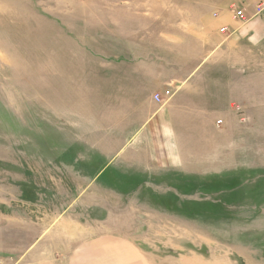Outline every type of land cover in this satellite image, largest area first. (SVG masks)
<instances>
[{
	"label": "rangeland",
	"instance_id": "374dc122",
	"mask_svg": "<svg viewBox=\"0 0 264 264\" xmlns=\"http://www.w3.org/2000/svg\"><path fill=\"white\" fill-rule=\"evenodd\" d=\"M263 3L0 0V264L97 236L150 264H264ZM193 70L225 122L147 168L142 106Z\"/></svg>",
	"mask_w": 264,
	"mask_h": 264
},
{
	"label": "crops",
	"instance_id": "0c3cea01",
	"mask_svg": "<svg viewBox=\"0 0 264 264\" xmlns=\"http://www.w3.org/2000/svg\"><path fill=\"white\" fill-rule=\"evenodd\" d=\"M258 21L259 20H257L256 23ZM260 21L264 24L263 19H260ZM248 25L245 27L243 26L244 29L241 31L239 27L234 36L243 37L246 32L248 36L249 31L253 29L255 23L250 29ZM252 39V43H257L258 40L251 34L250 40ZM199 80L197 70L191 71L187 77L181 81L175 79L170 80V84L173 85L174 88L172 87L173 89L170 90L171 95L169 98L165 97L164 99V91L168 90L164 89L161 92L153 93V95L155 93L160 94L164 99L163 102H155L152 95V99L142 106V110L146 111L145 114L148 119H146L142 125L141 131L145 128L143 131L148 134V137L150 136L149 140L151 145L148 147L149 160L144 164L147 168L166 167L176 170L182 168L180 165L183 163V158H185L184 152L183 150H179L174 144L169 146V139L174 135L173 139H180L182 136L183 139L185 137V144H188L191 141L187 138L188 133L186 132V128H189L190 122L191 125L197 126L194 128L201 130H204L201 128L202 125H204L205 128L207 127V123L209 128L213 129L214 126L220 127L225 122L223 118L207 119V117L204 116L207 111H209V113L212 112V110L208 109H213V107L207 104L199 105L200 101L206 103L205 97L208 96L207 92L201 95L202 91L199 87ZM174 81H177L178 84L173 83ZM221 82L223 83L224 81L220 80V83ZM232 82V79L225 80L226 85H231ZM165 83H169V81ZM132 101H134V99ZM195 101L199 102L196 103ZM200 110L204 112L203 115L200 113ZM234 112H237V110L234 109ZM223 117L227 119V117ZM235 117L236 116H232L229 119ZM218 119L222 120V124L217 126L215 121ZM191 143L193 145L190 147L191 150L199 148L194 145L193 142ZM187 148H189V146H187ZM146 258L143 251L127 240L97 236L80 243L67 252L60 250L57 253L42 257L38 256L37 259L33 258L34 260L27 264H150L149 260Z\"/></svg>",
	"mask_w": 264,
	"mask_h": 264
},
{
	"label": "built area",
	"instance_id": "2783aa9c",
	"mask_svg": "<svg viewBox=\"0 0 264 264\" xmlns=\"http://www.w3.org/2000/svg\"><path fill=\"white\" fill-rule=\"evenodd\" d=\"M233 17H242V11L240 9H237L234 11V14H233ZM164 95L166 96H170V92L168 90L164 91ZM153 100L157 103H160L163 101V98L160 94L158 93H155L153 95ZM215 124L218 126L219 124H222V120L221 119H218L215 121Z\"/></svg>",
	"mask_w": 264,
	"mask_h": 264
}]
</instances>
